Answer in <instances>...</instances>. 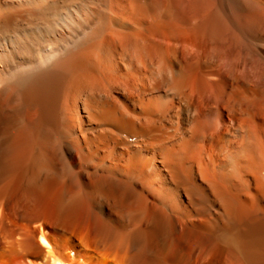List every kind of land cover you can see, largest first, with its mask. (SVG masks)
Wrapping results in <instances>:
<instances>
[{"label": "bare ground", "instance_id": "obj_1", "mask_svg": "<svg viewBox=\"0 0 264 264\" xmlns=\"http://www.w3.org/2000/svg\"><path fill=\"white\" fill-rule=\"evenodd\" d=\"M0 264H264V0H0Z\"/></svg>", "mask_w": 264, "mask_h": 264}]
</instances>
